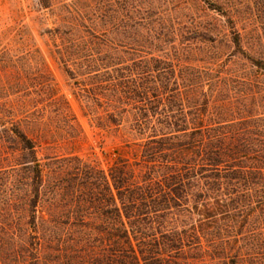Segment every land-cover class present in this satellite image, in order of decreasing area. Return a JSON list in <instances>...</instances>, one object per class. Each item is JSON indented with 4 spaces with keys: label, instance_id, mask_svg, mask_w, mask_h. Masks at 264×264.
I'll return each mask as SVG.
<instances>
[{
    "label": "trees",
    "instance_id": "obj_1",
    "mask_svg": "<svg viewBox=\"0 0 264 264\" xmlns=\"http://www.w3.org/2000/svg\"><path fill=\"white\" fill-rule=\"evenodd\" d=\"M143 11L130 27L147 35L131 43L112 40L129 23L108 10L101 24L88 5L67 21V73L92 75L89 98L108 122L118 129L128 115L141 136L107 170L74 156L42 164L46 135L29 136L0 104V136L19 152L1 171L0 264H264V96L211 100L199 89L226 77L188 63L189 38ZM147 48L149 58L125 57ZM246 60L235 79L264 81V59Z\"/></svg>",
    "mask_w": 264,
    "mask_h": 264
},
{
    "label": "rangeland",
    "instance_id": "obj_2",
    "mask_svg": "<svg viewBox=\"0 0 264 264\" xmlns=\"http://www.w3.org/2000/svg\"><path fill=\"white\" fill-rule=\"evenodd\" d=\"M86 5L95 9L99 24L104 21L101 14L105 10L114 16V23H129L126 30L120 26L110 35L115 43H131L147 35L144 27L136 32L130 27L135 21L133 10L139 7L151 13L149 20L162 23V33L172 28L177 40L189 38L182 44L189 46L187 51L179 47L189 58L187 62L212 67L226 77L224 83L212 82L199 89L211 100L230 105L245 94L250 101L252 93L264 96V81L248 85L235 79L251 70L246 57L264 59V0H0L1 115L14 118L29 136L36 131L46 135L48 143L37 148L42 164L52 158L74 156L107 170L115 159V150L128 156L125 144L141 137L130 129L128 115L118 129L111 125L105 107L89 98L95 85L92 75L74 66V74L69 75L61 60L60 52L67 44V21L76 18ZM104 29L98 26V30ZM147 51L125 57L149 58ZM65 111L75 122L69 121ZM262 112L264 106L256 111ZM216 113L213 110L214 119ZM73 123L75 129L69 126ZM0 137L2 183L1 177L3 180L6 175L1 171L9 170L19 152ZM4 195L1 187L0 202Z\"/></svg>",
    "mask_w": 264,
    "mask_h": 264
}]
</instances>
